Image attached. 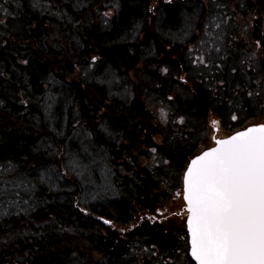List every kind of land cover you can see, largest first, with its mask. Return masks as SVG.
<instances>
[{
  "label": "trees",
  "instance_id": "1",
  "mask_svg": "<svg viewBox=\"0 0 264 264\" xmlns=\"http://www.w3.org/2000/svg\"><path fill=\"white\" fill-rule=\"evenodd\" d=\"M242 1L0 0V264H194L181 198L136 153L154 146L184 171L194 154L166 129L185 139L194 121L221 125L236 92L246 122L230 133L256 123L247 93L260 89L255 68L264 82V0ZM230 6L257 14L259 60ZM217 25L200 63L189 46ZM154 103L166 127L151 126ZM96 169L110 181L94 200L80 175Z\"/></svg>",
  "mask_w": 264,
  "mask_h": 264
},
{
  "label": "snow or ice",
  "instance_id": "2",
  "mask_svg": "<svg viewBox=\"0 0 264 264\" xmlns=\"http://www.w3.org/2000/svg\"><path fill=\"white\" fill-rule=\"evenodd\" d=\"M256 87L261 91H249V97L264 92L260 81ZM166 115L161 109V117ZM215 143L190 161L183 176L191 256L198 264H264V123ZM146 251L155 255L158 250L152 245ZM157 264H168L163 254Z\"/></svg>",
  "mask_w": 264,
  "mask_h": 264
},
{
  "label": "rangeland",
  "instance_id": "3",
  "mask_svg": "<svg viewBox=\"0 0 264 264\" xmlns=\"http://www.w3.org/2000/svg\"><path fill=\"white\" fill-rule=\"evenodd\" d=\"M239 1V0H237ZM241 2H243L242 0H240ZM230 10L232 11L233 17L235 19V25L236 27H232V29H236V33L237 36H239L240 41L242 44H244L245 49L247 48V51H251V55L254 57V59L259 60V55L261 53L260 49V45H261V41L260 39L257 37H255V35H252V30L254 28V19H257L258 16L256 13L253 12H248V11H242L241 9H238L236 7L230 6ZM216 29V28H215ZM261 29H264V20L262 22L261 25ZM219 27L213 31V33H211L213 36L212 39H209L210 34L208 35H204L202 34H198V40H200L202 43H195L192 46H189V49H191L190 54L193 55L194 57H203L204 59V63L210 60V55L211 53H209L207 56H204L203 53L204 52H208L205 51L207 48V44H212L213 50L215 48V43L218 42V40L220 39V33H219ZM200 37V38H199ZM257 41H259V45L257 44ZM212 52V50H211ZM206 55V53H205ZM260 61H257V64ZM201 68V70H203V72L208 71L207 69H203V67L199 66ZM199 68V70H200ZM202 73V72H198ZM254 75H255V80L260 81L259 79L261 78L260 76H258V69L255 68L254 70ZM246 78V76H244ZM111 80V79H110ZM109 80V83H110ZM185 79L183 78L182 81H184ZM256 81V82H257ZM262 82V81H260ZM231 83V82H229ZM263 84H261L262 86H264V82H262ZM242 85V84H241ZM243 87V85H242ZM222 88V86H221ZM261 91V89H259ZM258 90V92H259ZM221 95V94H220ZM244 98L245 96L240 95V92H236V95H234L233 97H231L230 101L228 103H226L225 105V112L223 113L222 116V121H221V125L220 122L217 125H213L212 123L210 124V127L207 129L205 127V125H202V122L199 121H194L193 123V127L191 125H188L184 128L185 131L190 132V136L186 137L183 136L185 139H181V135L179 133V130L175 129L178 126H176L175 124H173V126H175L172 129L167 128V132H170L171 136L175 135L177 138L179 136V144L185 145L188 144V149H190V153L191 154H198L201 150L204 149L205 143H206V133L208 132L207 136L212 135L213 134V129L216 127V136H221L224 133H230L231 129L233 131V129H237V124L240 122L245 123L246 121H242L240 118H242L243 113H240L238 110V107L240 105V103L244 102ZM172 102L174 101L173 98L170 99ZM253 103V105L255 106V109H251L250 114L252 113L254 116V120L256 121V123L258 122H262L264 120V97H263V92H261L260 97H256L253 98V100L251 101V103ZM242 107V106H241ZM240 107V108H241ZM161 109L164 110V112L167 114V110L166 108H164L163 106L154 103L153 105L150 106V113H151V117L155 118V120L150 123L151 126L156 128V124L160 125L161 128L163 127V125L166 127V119L161 117ZM235 115L237 117L236 120L232 119V116ZM167 116V115H166ZM176 121H180L179 117H176L174 119V122ZM249 122V121H247ZM247 124V123H246ZM255 124V123H253ZM201 126H203L204 128H201ZM221 126V131L222 133L217 129L220 128ZM248 125L242 126L243 128H245ZM241 128V129H243ZM180 131L181 133L184 132ZM240 130V129H238ZM153 132H155L154 130H152ZM229 131V132H228ZM151 132V131H150ZM211 138V137H210ZM153 141L156 140V142L158 141L157 136L155 137L153 135ZM191 141V144H190ZM141 148L143 149V151H139L137 154V156L141 157V163L146 164L148 167L153 168L154 165H158V167L162 168V170H164V172L162 174L159 175V177L161 179L164 180L165 182V188L166 190L169 192V194H171V196H175L176 198H181V181H182V173L183 171H180L178 167H174L173 165L170 164H166L164 165V160L163 157H160L159 155H157L156 152H153L152 149H155L154 146L148 147V146H142L141 144ZM185 148H187L185 146ZM190 154V155H191ZM163 164V165H162ZM157 172L159 170H156ZM91 173L88 174L85 171H81V175L80 177L84 179L85 183H86V187L83 190V196H89L91 199H96V195L100 194V193H104V191L106 189H108L109 186V181L110 178L108 179L106 176V172L101 170V169H96V171L92 170L90 171ZM180 189H179V188ZM176 188H178L179 190H177ZM178 192V193H177ZM177 193V195L175 194ZM174 197V198H175ZM185 220V218L183 219Z\"/></svg>",
  "mask_w": 264,
  "mask_h": 264
},
{
  "label": "water",
  "instance_id": "4",
  "mask_svg": "<svg viewBox=\"0 0 264 264\" xmlns=\"http://www.w3.org/2000/svg\"><path fill=\"white\" fill-rule=\"evenodd\" d=\"M262 123H264V120H263L261 123L258 122V123H255V124H250V125L246 126V127L243 128V129H240V130L234 131L233 133H230L229 135H225V136H224V135L216 136V135H215V133H216V127H215V128L213 129V134L210 135V136H211V144H210L208 147H206V148H204L203 150H201L198 154L192 156V157L188 160V162H187V165H186V167H185V169H184V171H183V173H182V181H181V200H182V203H183V207H182V209H183V211L185 212V217H184L185 220H184V224H185V231H186V238H187V245H188V250H187V252H188V256H189L190 260H191L194 264H198V262L195 260L194 257L191 256L190 233H188V230H187V215H188V214H187V211H186V201H185L184 198H183V188H184V186H183V176H184V173L186 172L187 166H188V164L190 163V161H191L192 159L195 158V156L200 155L203 151H207V150L210 149V148L216 147V143H215L216 140L227 139L228 137H230V136H232V135H235L237 132L245 131L248 127H252V126H255V125H258V124H262Z\"/></svg>",
  "mask_w": 264,
  "mask_h": 264
}]
</instances>
